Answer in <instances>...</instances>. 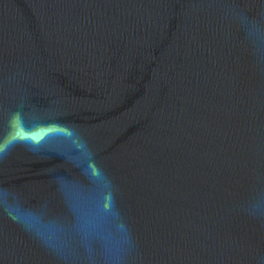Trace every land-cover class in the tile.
<instances>
[{"label":"water","instance_id":"water-1","mask_svg":"<svg viewBox=\"0 0 264 264\" xmlns=\"http://www.w3.org/2000/svg\"><path fill=\"white\" fill-rule=\"evenodd\" d=\"M0 264H264V0H0Z\"/></svg>","mask_w":264,"mask_h":264}]
</instances>
